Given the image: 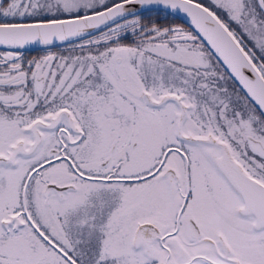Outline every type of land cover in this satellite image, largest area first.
Listing matches in <instances>:
<instances>
[{
	"label": "snow or ice",
	"instance_id": "6c2138e0",
	"mask_svg": "<svg viewBox=\"0 0 264 264\" xmlns=\"http://www.w3.org/2000/svg\"><path fill=\"white\" fill-rule=\"evenodd\" d=\"M0 264H264V0H0Z\"/></svg>",
	"mask_w": 264,
	"mask_h": 264
}]
</instances>
